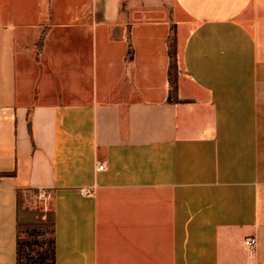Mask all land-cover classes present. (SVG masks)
<instances>
[{
	"label": "crops",
	"instance_id": "crops-1",
	"mask_svg": "<svg viewBox=\"0 0 264 264\" xmlns=\"http://www.w3.org/2000/svg\"><path fill=\"white\" fill-rule=\"evenodd\" d=\"M24 188L54 264H264V0H0V264Z\"/></svg>",
	"mask_w": 264,
	"mask_h": 264
},
{
	"label": "trees",
	"instance_id": "trees-1",
	"mask_svg": "<svg viewBox=\"0 0 264 264\" xmlns=\"http://www.w3.org/2000/svg\"><path fill=\"white\" fill-rule=\"evenodd\" d=\"M42 38L37 42L36 50L37 52L41 48ZM127 57L132 53V47L130 43L129 36H127ZM167 49H168V80L172 86V90L169 93L168 100L171 97H176V87H177V58H176V43L174 34L170 31L167 37ZM30 121H28L29 123ZM24 190L38 191L35 188H24L17 190V214L19 216V206H20V195ZM21 227H26L29 230L27 235L29 238H33L32 242H26L20 237ZM49 229V231H47ZM50 232L47 237L46 233ZM35 245L36 249L30 248L26 249L25 246ZM55 262V250H54V220L53 212L51 213V219L49 221L39 220L37 222H26L21 223L17 220V232H16V264H54Z\"/></svg>",
	"mask_w": 264,
	"mask_h": 264
},
{
	"label": "rangeland",
	"instance_id": "rangeland-1",
	"mask_svg": "<svg viewBox=\"0 0 264 264\" xmlns=\"http://www.w3.org/2000/svg\"><path fill=\"white\" fill-rule=\"evenodd\" d=\"M168 5V4H167ZM46 10L43 9V11ZM42 11V9H41ZM42 11V12H43ZM43 14V13H42ZM34 14V20H40L44 19L46 13L44 11V14ZM168 15L169 19L181 17L179 14L177 15V12L175 14L174 11L168 7ZM47 18V17H46ZM170 31L174 34L175 37V29L174 24H171ZM177 79L179 76H182V69L180 67V64L177 61ZM20 206H19V221L21 223L26 222H37L40 219L49 221L51 219V213H52V193L48 190H38V191H32V190H24L22 191L20 195ZM30 229L26 227H21L20 229V237L24 239L26 242H32L33 238H29L27 235V232H29ZM49 231V229H47ZM50 235V232L46 233V236L48 237ZM26 249L34 248L36 249L35 245H31L28 247V245L25 246Z\"/></svg>",
	"mask_w": 264,
	"mask_h": 264
},
{
	"label": "built area",
	"instance_id": "built-area-1",
	"mask_svg": "<svg viewBox=\"0 0 264 264\" xmlns=\"http://www.w3.org/2000/svg\"><path fill=\"white\" fill-rule=\"evenodd\" d=\"M98 168L99 169H102L103 168V165L102 164H99L98 165ZM255 238L254 237H248V238H246L245 240H244V243H245V245H247V246H253L254 244H255Z\"/></svg>",
	"mask_w": 264,
	"mask_h": 264
}]
</instances>
